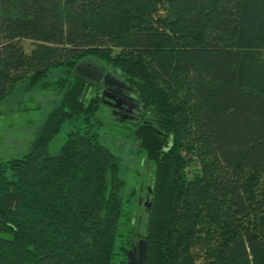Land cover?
I'll return each instance as SVG.
<instances>
[{"label":"trees","instance_id":"obj_1","mask_svg":"<svg viewBox=\"0 0 264 264\" xmlns=\"http://www.w3.org/2000/svg\"><path fill=\"white\" fill-rule=\"evenodd\" d=\"M84 65L130 87L169 143L142 150V234L119 233L135 189ZM24 85L52 98L26 153L0 160V264H127L141 239L145 264H264V0H0V104Z\"/></svg>","mask_w":264,"mask_h":264},{"label":"rangeland","instance_id":"obj_2","mask_svg":"<svg viewBox=\"0 0 264 264\" xmlns=\"http://www.w3.org/2000/svg\"><path fill=\"white\" fill-rule=\"evenodd\" d=\"M24 52L33 49L30 41H22ZM49 97L38 91H30L27 85L19 87L13 97L0 104V160L20 157L26 153L36 132L40 129L47 112L50 110ZM103 126L100 127V141L120 159L122 176L128 180L129 190L135 189V200L130 201L127 212L134 218L120 229V235L126 236L130 230L141 233L146 225V213L139 205V199L145 202L146 189L153 179V165L145 157L134 136V128L127 122L117 123L110 117L108 110L102 108ZM68 128L63 127L59 135L48 148L50 155H55L66 141ZM197 166L192 163L186 170L192 178ZM141 188L143 189L141 192ZM130 217V218H131ZM132 232V231H131ZM137 233V234H138ZM121 237L119 240H123Z\"/></svg>","mask_w":264,"mask_h":264},{"label":"flooded vegetation","instance_id":"obj_3","mask_svg":"<svg viewBox=\"0 0 264 264\" xmlns=\"http://www.w3.org/2000/svg\"><path fill=\"white\" fill-rule=\"evenodd\" d=\"M78 73L91 84H94V86L96 85V87L100 88L99 96H101L103 92L105 93L104 98L100 101L103 104V107L109 111L110 117L113 120H115L117 123H123L122 121L127 122L132 128L134 127L135 130L140 126L147 128L148 125L141 119L142 114L140 112L138 102L134 97L133 90L123 81H120L109 71L98 69L97 67L90 65L81 66L78 70ZM100 74H102V79L97 80V77ZM105 74H108L107 80L105 81L106 85L103 84V78ZM113 80L119 82V86L114 85ZM162 139H164L163 134H160L156 137V141L160 140L165 144L164 140ZM138 142L140 143L139 140ZM142 190L143 189L141 188L140 192ZM148 191L146 190V192ZM147 197L148 193H146L145 202L147 201ZM145 202H142V199H139L140 207L146 209L144 205Z\"/></svg>","mask_w":264,"mask_h":264},{"label":"water","instance_id":"obj_4","mask_svg":"<svg viewBox=\"0 0 264 264\" xmlns=\"http://www.w3.org/2000/svg\"><path fill=\"white\" fill-rule=\"evenodd\" d=\"M81 66H77L75 71L78 72ZM93 73V72H92ZM108 74H105L103 84L106 85ZM97 80L102 79V74H100ZM114 85H118L119 82L113 80ZM119 86V85H118ZM105 96L103 92L100 96V100H102ZM153 131H151V130ZM153 133V134H152ZM161 133L154 129L152 126H147V128H143L142 126L138 127L134 131V136L136 139L140 141L139 146L142 150H144L148 154H153L155 152H160L163 149H167L169 147V143H163L162 141H156V137ZM150 191V190H149ZM150 195L147 197V201L145 202V207L148 208ZM146 242L144 240H139L135 245L134 243L131 244V248L128 250L127 253V264H145L146 261Z\"/></svg>","mask_w":264,"mask_h":264}]
</instances>
